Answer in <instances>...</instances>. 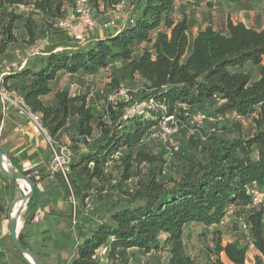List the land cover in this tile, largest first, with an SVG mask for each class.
Here are the masks:
<instances>
[{
  "label": "trees",
  "instance_id": "16d2710c",
  "mask_svg": "<svg viewBox=\"0 0 264 264\" xmlns=\"http://www.w3.org/2000/svg\"><path fill=\"white\" fill-rule=\"evenodd\" d=\"M52 2L35 0L32 4L44 15L53 11L62 15L60 0ZM120 2L91 0L95 17L107 18L96 14L100 5L115 11ZM22 3L0 0V14L8 17L0 28V53L5 51V41L16 40L13 24L22 18L3 11L5 5ZM174 5L175 0H130L116 25L95 29L80 46L55 28L54 39L43 53L4 76L15 80L14 89L39 114L47 133L58 141L69 139V147L76 150L66 179L56 173L54 180L81 204L91 192L95 194L89 219L95 221L78 237L65 264H127L128 250L142 255L161 252L163 259L156 264H197L185 248L184 228L199 224L206 233L221 224L231 208L238 227L239 216L246 221L248 236L239 227L243 236L223 242L221 231L210 229L211 245L206 246L204 264H225L222 256L231 264H247L250 245L252 264H264L262 206L247 208L248 188L264 189V28L228 20L221 28L207 25L190 35L189 20L185 16L174 19ZM24 24L33 39L34 20L26 17ZM117 60L125 62L129 76L138 82L128 87L126 101L113 105L105 100L96 112L86 93L57 86L59 72L92 75ZM248 61L257 68L256 78L242 69ZM112 85H118L117 79ZM148 97L162 100L165 112L125 116L127 106ZM197 111L208 116L237 113L250 117L252 128L243 134L239 121H234L237 134L225 137L218 130L226 127L212 123L214 131L187 134L184 148L170 151L182 152L184 162L176 175H169L164 171L166 159L148 148L147 141L163 114L174 115L179 130L186 132L190 115ZM82 144L88 145L83 152L79 151ZM111 160L118 162L114 177L106 171ZM13 167L30 174L34 183L21 214L24 227L40 206V192L32 168ZM7 180L14 185V180ZM25 236L21 230L18 241L30 248ZM1 248H5L3 237L0 256ZM10 253L23 264H31L16 249Z\"/></svg>",
  "mask_w": 264,
  "mask_h": 264
},
{
  "label": "rangeland",
  "instance_id": "374dc122",
  "mask_svg": "<svg viewBox=\"0 0 264 264\" xmlns=\"http://www.w3.org/2000/svg\"><path fill=\"white\" fill-rule=\"evenodd\" d=\"M33 1L35 0H24V3L22 4H14L12 6L5 5V10L3 11H12L14 14L22 15L21 19H17L13 24V30L12 33L15 35L16 40L13 42L5 41V51L4 53H0V63L1 66H3L7 62H20L22 57H29L27 58L28 61L30 59H33L32 57L37 56L38 54H35L32 56L30 53L32 50L36 49L38 51H41L43 48L48 46V43L54 39L55 35V27L53 26V22L55 18L58 16L56 11H53L49 13L48 15H44L40 11H36L33 8ZM52 5L55 2V0H52ZM74 0H60L61 7L63 11L65 12L68 10ZM130 0H121L120 4L117 6V9L115 12L121 13L124 11L129 4ZM213 4V5H212ZM212 6L205 5H197L192 6L189 9H186L185 14L183 15L189 20L192 19L191 16L194 15V23L196 27L203 26L206 18L208 15H212L213 21L215 18H218L219 16L226 15V19L230 16L231 11L238 12V17H242V15H249V11L247 9H243V5H246L245 8H247V5L250 6V13H253L256 10H264V0H215L214 3H212ZM101 7V6H100ZM63 12V13H64ZM114 11L111 10H105L103 7H101L96 14L98 16L101 14L102 16H110ZM222 12V13H221ZM6 13V12H5ZM222 14V15H221ZM57 15V16H56ZM31 17L35 22V28H34V37L31 39V37L28 35L26 29L24 20L26 17ZM56 16V17H55ZM182 14L176 10L175 17L181 18ZM243 18V17H242ZM8 17L6 15L0 14V28L1 25L4 24L7 21ZM178 20V19H177ZM44 24V25H43ZM44 27V28H43ZM196 29V28H195ZM45 30V31H43ZM2 43V38L0 37V44ZM46 43V44H45ZM86 44V43H85ZM139 49V48H138ZM138 51V50H137ZM255 66L251 64L249 61L245 62L242 65V69L248 71L252 78H255L257 76V68H254ZM129 68L125 64V62L122 61H115L114 63L108 65V69L99 70L97 73L89 75L86 73L79 72L77 73L73 80L71 81L73 85L70 87L68 85V75L65 74L66 72H62L61 77L56 81V83L60 84L61 86L63 84H66L65 86H68L71 93H86L87 98L89 99V103L93 104V109H95L96 112H99L102 108V106L105 104V100L108 94L115 93L118 89H128L130 85H137V80H133L128 74ZM117 79L118 85L113 87V79ZM67 79V80H66ZM209 106L203 107L202 110L208 109ZM234 118L231 114L227 116H223L221 120L217 121V126L219 128L226 127L225 129H219L218 131L221 132L220 134H223L225 137H231L236 133L234 131ZM239 123L241 125V133L245 134L250 131L252 128L251 119L248 118H242L239 120ZM211 124L204 123L201 131L208 132L209 127ZM229 129L231 133H228ZM189 134L188 131H184L182 129L178 130L176 134L172 137V143L174 142L175 145L180 146L181 149L184 148V140L185 136ZM62 143H66L68 145H71V142L69 139L60 138ZM60 141V142H61ZM147 147L151 150H154L156 152H161L164 158L166 159L165 168L164 171L168 173L169 175H176L178 172V169L180 165L184 162V155L183 153H171L172 144L168 141H165L164 138H158L151 136L149 138V141H147ZM88 147L87 144L81 145V150L79 151H85ZM71 149V148H70ZM72 153L76 152L75 149H71ZM119 155L118 153H115L113 155L114 159ZM50 160V158H49ZM5 162H8L7 159H5ZM49 161L46 164V167L42 170H35L36 168H32V174H35V178L37 179L36 186L41 190V185L39 184L40 180L46 178L49 180L50 178H53V180L56 177V173H51L48 168ZM118 162L115 160H111L107 166L106 171L109 177L116 174L115 168ZM10 169L16 170L14 167L10 165ZM30 175V174H28ZM41 176V178H39ZM9 179V178H8ZM0 180L7 185L9 188L5 189V195L6 197L2 199L4 201V205L0 208V237H3V243L6 249L13 250V244L9 238V227H8V219H7V208L11 200L22 194L23 189L19 187V180H16L14 185L11 186L9 184V181L7 180V177L0 174ZM55 181V180H54ZM57 182V181H55ZM59 183V182H58ZM130 183V182H127ZM3 184V185H4ZM106 184H109V182H106ZM53 190V187L52 189ZM27 192V189H26ZM52 191L51 195L52 196ZM60 200L63 201V205H65L66 210L64 211L65 215L68 217L67 222L65 223V230H61L60 226H57L56 224H50L51 228H45L37 231L36 233L31 234V224L37 223L38 220L40 221L42 218H44L45 214H57L54 209H52L50 204V207L47 211H45L44 214L37 212L34 216V219L28 223L26 226L23 225V219H22V212L20 213V217L18 219L19 225L17 226V229L19 232L22 230V233H24L25 241L28 244V246L35 247L36 249L43 245V250L45 255L48 256L47 264H61L62 258L66 256L67 253H70L72 244L77 241L78 237H82L89 225H92L95 220H89L92 216V210L95 204V194L92 192L90 195L84 200V203L81 204L78 199L75 198V205L72 204L70 200L69 193L64 192L62 186L60 187ZM48 197V202L52 201L51 197ZM50 198V200H49ZM47 203V201L43 200L41 207L44 206ZM23 207V205L21 206ZM24 210V209H23ZM79 212V213H78ZM68 213V214H67ZM235 213L229 212L226 217L224 218L223 222L217 226H211L210 229L217 227L221 231V235L223 238V242L226 240H230L235 236H243L244 234L239 229L238 224L235 220ZM89 222H86L88 221ZM91 222V223H90ZM90 223V224H89ZM80 224V230H78ZM19 227V228H18ZM52 229V230H51ZM210 229L206 230L202 225L199 224H189L184 228V242H185V248L187 252L192 255L194 261L197 264H204L206 261V246L211 245L210 242ZM49 233L50 235H47L45 233ZM30 236H37L36 242L30 241ZM31 248V247H30ZM250 248V247H249ZM247 250V264H250L249 255L250 249ZM40 249V248H39ZM101 252L104 251V249L100 250ZM5 250L1 248V254H4ZM43 253V252H42ZM129 254V260L127 264H156L162 261L163 254L161 252H150L147 255H142L136 250H128ZM222 259L225 264H230L224 256H222ZM1 264V261H0Z\"/></svg>",
  "mask_w": 264,
  "mask_h": 264
},
{
  "label": "built area",
  "instance_id": "2783aa9c",
  "mask_svg": "<svg viewBox=\"0 0 264 264\" xmlns=\"http://www.w3.org/2000/svg\"><path fill=\"white\" fill-rule=\"evenodd\" d=\"M101 6V5H100ZM102 7V6H101ZM99 7V9L101 8ZM121 13L113 12L104 20H100V17H95L92 10L91 0H74L71 7L66 10L62 15L57 16L53 22V26L62 31L68 38L76 45H84L91 36V33L98 28H109L117 24L121 20ZM37 48L32 50L31 55L37 54ZM25 61L21 62H9L4 64L0 69V105L1 113L6 115L10 111L16 112L17 115L29 120L35 125L38 130L44 133L45 141L49 148L50 160L48 168L51 173H58L66 179V175L69 173V163L72 158V151L68 144L62 143L50 136L45 128L42 126L40 116L38 113L31 111L26 105L21 93L4 83V76L9 72L19 71ZM127 89H118L115 93L107 95L106 100L115 105L118 102L126 101ZM166 105L162 100L155 99L154 97H148L139 102H135L125 108V116H133L139 113H144L149 116L152 111H160L164 113ZM232 117L235 121H239L242 117L237 113H232ZM223 115L208 116L204 111H197L190 115L188 120V132H198L201 130L204 123H217L221 120ZM180 123L174 115H164L158 120L157 127L151 132V136L164 138L172 144V149L176 150L177 145L172 143V137L176 134L180 128ZM215 127L210 126L208 131H214ZM203 138V137H202ZM248 194L250 200L247 208L262 206V221L264 224V189L257 187H249ZM70 200L75 205V197L71 194ZM238 223L240 229L244 232L245 236H248L247 223L242 216L238 217ZM264 230V225H263ZM250 245L249 247H251Z\"/></svg>",
  "mask_w": 264,
  "mask_h": 264
},
{
  "label": "crops",
  "instance_id": "0c3cea01",
  "mask_svg": "<svg viewBox=\"0 0 264 264\" xmlns=\"http://www.w3.org/2000/svg\"><path fill=\"white\" fill-rule=\"evenodd\" d=\"M214 2L215 0H175L174 14H173L174 19L175 20L179 19L175 17L176 10H178V12L182 14V16H184L183 13L185 14L186 9H189L190 7L192 8V6H197L198 4L199 5L207 4L208 6H212L213 5L212 3ZM245 7L246 5H243L242 8L244 10L247 9L249 11L248 13L249 15H247L246 13L245 16L242 15L243 18L238 17L239 15H238V12L236 11H231L230 16L227 19H226L227 13H225V15L221 14L222 16L215 18L214 21H213L212 15L210 16L208 15L204 25L200 27H196L194 23L195 18L193 15L191 16L192 19H189V22L191 24V27L189 29V34L194 35L199 29H203L207 25H211L213 28H221L228 20L232 22L240 21L247 27H252L256 29L264 28V10L259 9V10L254 11L253 13H250L251 12L250 6L247 5V8ZM43 49L41 51H38L37 54L43 53L42 52ZM27 58L29 57L25 56L21 58V61L22 60L25 61L24 65L26 64L28 60ZM262 63L264 64V57L262 59ZM104 69H108V67L100 69V70L102 71ZM65 74L68 75L67 77L68 85L71 87L73 85L71 81L73 80L75 75L71 76L69 73H65ZM61 75H62V72H59L57 78L59 79ZM14 81L15 80L13 79H8V80L4 79V83L13 88H14V85H13ZM65 85L66 84H63L61 86L60 84L57 83V86L59 87H66ZM87 100L89 101L88 98ZM0 109H1V105H0ZM0 145L5 149L6 159L9 162V166L11 165L12 167L14 165V166H21L23 169L36 168L35 170H42L44 169V167H46V164L50 158V152H49L47 143L45 141L44 133L38 130V128L35 125H33L29 120L23 117H20L14 111H10L6 115H3L0 110ZM3 184L4 183L0 180V208L2 207V205H4V201H2V199L6 197L5 184L4 185ZM39 184L41 185V190L38 187L37 188L40 192V205H42L43 200L47 201V203L42 207L39 206V208L37 209V212L44 214L45 211H47L49 208L52 207V209H54L57 214L47 213L44 215V218H42L40 221L38 220L37 223H33V225L31 224V234L36 233L37 231L41 229L51 228L50 227L51 223L52 224L54 223L57 226H60L62 231L65 230L66 227L64 228V226L68 220V217L64 214L65 213L64 211L66 210L65 205H63V201L60 200L61 184L58 182H55L53 178H50L49 180L44 178L40 180ZM52 187H53V190H51ZM51 191L53 192L52 196H50ZM49 196L52 198L51 199L52 201L50 202H48ZM50 204H52L51 207H50ZM233 210L234 209L231 208L229 211L233 212ZM45 234L50 235V232L49 233L47 232ZM37 238H38L37 236H34V237L30 236V239H31L30 241L36 242ZM75 243L76 242L72 244L70 253H67L66 256L61 259L62 260L61 264H65L66 261L70 258L72 249ZM30 247H31L30 249L39 258L40 263L47 264L48 256L45 255L44 250L42 249L43 245H40L37 249L33 247V245ZM3 249L5 250V253L1 254L0 256L1 264H23L22 262H20L19 260H17L11 255L10 253L11 250H8L6 248H3ZM249 249L251 253L249 255V259H250V264H252V246Z\"/></svg>",
  "mask_w": 264,
  "mask_h": 264
},
{
  "label": "water",
  "instance_id": "95a60500",
  "mask_svg": "<svg viewBox=\"0 0 264 264\" xmlns=\"http://www.w3.org/2000/svg\"><path fill=\"white\" fill-rule=\"evenodd\" d=\"M5 159H6L5 149L0 145V172L3 175L10 178L11 180L16 181V180L22 179L27 183V192L23 190L22 194L14 197L9 203L8 208H7L9 238L13 244L14 249H16L19 253H21L28 260V262H30L31 264H41L37 255L30 248H24L23 246H21V244L18 241V233H19V230L17 229L18 219L20 217V213L25 208V203L32 195L34 183L31 180L30 176L27 174L18 172L17 170H12V169L7 170L4 165ZM17 199L22 200L23 207L19 209V212L17 213L16 218L13 219L11 218L10 214H11L13 202Z\"/></svg>",
  "mask_w": 264,
  "mask_h": 264
},
{
  "label": "bare ground",
  "instance_id": "6f19581e",
  "mask_svg": "<svg viewBox=\"0 0 264 264\" xmlns=\"http://www.w3.org/2000/svg\"><path fill=\"white\" fill-rule=\"evenodd\" d=\"M4 165H5V168L7 170L10 169V166H9V164L7 162H4ZM18 183H19V187L26 192L27 183L24 180H22V179H19ZM21 206H22V200L21 199H17V200H15L13 202L12 209H11V214H10L11 218H13V219L16 218L17 213L19 212V209L21 208ZM18 225H19V221H18Z\"/></svg>",
  "mask_w": 264,
  "mask_h": 264
}]
</instances>
